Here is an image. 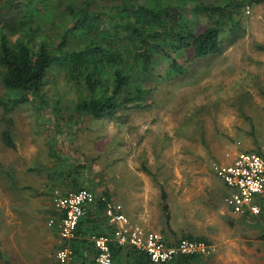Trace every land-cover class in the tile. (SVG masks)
Returning a JSON list of instances; mask_svg holds the SVG:
<instances>
[{
    "label": "rangeland",
    "instance_id": "1",
    "mask_svg": "<svg viewBox=\"0 0 264 264\" xmlns=\"http://www.w3.org/2000/svg\"><path fill=\"white\" fill-rule=\"evenodd\" d=\"M75 1L80 5L85 0H51L47 11L53 15L48 23L47 19L35 20L40 29L19 33L13 40L32 38L33 51L42 39L59 44L60 27L70 23L64 11ZM97 2L101 11L111 13L107 3ZM199 2L227 6L238 28L226 22V30L234 28L239 37L174 81L159 82L158 76L169 70L167 63L162 64L153 81L144 85L151 91L147 106L121 109L112 120L81 117L76 111L80 87L59 65L51 69L40 94L28 95L25 103L11 111L0 104V223L8 219V212L17 210L29 227L31 216L39 211L45 209L49 217L55 190L69 193L76 188L91 190L97 200L109 194L130 217L139 213L140 201L145 198L147 215L160 225L152 229L162 232L168 241L196 238L192 232L195 223L213 217L214 210L220 214V205L224 210V197L231 190L216 177L213 163H230L234 151L261 150L264 143V2ZM52 20L57 27L52 26ZM103 20L108 23V16ZM199 21L198 34L206 30L208 19ZM20 97L6 90L0 80L2 101ZM7 130L15 149L4 143ZM81 165L86 166L77 170ZM163 192L167 194L170 227L181 230L177 234L169 233L170 228L164 225ZM183 192L201 197L180 203L177 197ZM128 200L133 203L132 210L127 207ZM102 218L107 222L104 213ZM221 219L235 218L227 212Z\"/></svg>",
    "mask_w": 264,
    "mask_h": 264
},
{
    "label": "trees",
    "instance_id": "2",
    "mask_svg": "<svg viewBox=\"0 0 264 264\" xmlns=\"http://www.w3.org/2000/svg\"><path fill=\"white\" fill-rule=\"evenodd\" d=\"M103 2L107 3L110 14L96 6L97 0H85L80 5L75 1L69 5L64 12L70 23L60 27V43L42 39L33 51L32 38L25 42L13 37L33 32V28L40 29L35 20L47 19L48 23L53 15L47 11L51 0H0V80L6 90L21 95L20 99L9 102L0 99L6 111L25 103L28 95L40 94L51 69L59 65L80 87L76 105L80 116L112 120L121 109L147 106L145 102L151 91L144 85L153 81L162 64L167 63L169 70L166 75L158 76L159 82L185 77L196 62L220 54L240 34L234 28L226 30V22L235 28L238 25L227 6L199 0ZM105 15L108 23L103 20ZM202 18L208 19L207 28L198 34ZM51 24L56 26L53 20ZM3 140L7 147L15 149L10 131L4 132ZM252 152L261 153L260 150ZM85 166L76 169L82 170ZM81 189L84 188H76L74 192ZM105 197L110 200L109 194ZM101 199L95 210L104 213ZM162 204L165 225L169 228L171 216L166 192L162 193ZM82 225L83 221L78 229ZM126 249L135 251L130 247L112 246L113 258ZM199 258L181 257L172 263L197 264Z\"/></svg>",
    "mask_w": 264,
    "mask_h": 264
},
{
    "label": "crops",
    "instance_id": "3",
    "mask_svg": "<svg viewBox=\"0 0 264 264\" xmlns=\"http://www.w3.org/2000/svg\"><path fill=\"white\" fill-rule=\"evenodd\" d=\"M237 153L234 151L233 157ZM209 187L208 189H210ZM228 196L224 197L226 206L223 205L224 210L220 205V214L214 210L213 217L207 216L201 220H207L208 223L199 220L198 224L195 223L197 226L194 225L192 232L196 239H205L215 249L210 256L199 258L203 260L198 261L197 264H264V230L262 228L264 226V205L261 206L262 211L259 216L241 218L234 216L229 211L226 205ZM197 197L201 196L189 197L186 192H183L182 195H178L177 200L180 203H189ZM50 204L48 218L45 209L39 211L36 214L37 217L36 215L31 216L32 227H26L23 224V215L19 211L8 212V219L6 218L0 223V264H58L55 254L65 243L60 239L57 230L49 225L50 219L57 216L52 203V195ZM132 204L128 200L129 210H132ZM140 206L142 208L139 207V213L131 214V217L128 214V216L132 219L136 215L137 219L133 220L149 230L158 228L159 224L152 221L147 215L149 212L146 210L145 198L140 201ZM95 209L96 206L89 210L87 216L82 220L83 225L79 227L76 238L71 242V247L73 246L75 251L71 264H97L95 260L97 251L90 243L89 237L94 233L99 235L112 233V227L102 218V213ZM199 209L204 211L202 206ZM227 212L235 219L228 221L221 219ZM190 215L193 216V212ZM200 218L197 217L195 220ZM169 228V233L177 234L181 231L173 226ZM113 264L152 263L143 254L126 249L114 259Z\"/></svg>",
    "mask_w": 264,
    "mask_h": 264
},
{
    "label": "built area",
    "instance_id": "4",
    "mask_svg": "<svg viewBox=\"0 0 264 264\" xmlns=\"http://www.w3.org/2000/svg\"><path fill=\"white\" fill-rule=\"evenodd\" d=\"M260 151L237 153L230 163H213L216 177L231 190L226 204L234 216L244 218L261 214L259 203L264 201V143ZM101 200L105 219L113 230L111 234H92L89 237L97 251V264H113L112 246L130 247L144 254L152 264H171L181 257H207L215 250L213 245L197 239L181 237L168 241L162 232L149 230L131 219L122 204L105 197ZM97 201L96 195L86 188L69 193L55 190L52 193L57 216L50 219L49 225L57 230L65 243L56 251L58 264H71L75 256L71 242L76 238L79 224Z\"/></svg>",
    "mask_w": 264,
    "mask_h": 264
}]
</instances>
